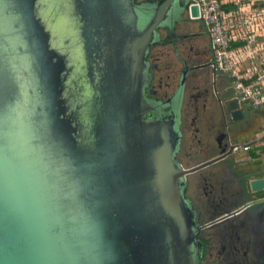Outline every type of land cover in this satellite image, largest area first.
<instances>
[{
	"label": "water",
	"instance_id": "95a60500",
	"mask_svg": "<svg viewBox=\"0 0 264 264\" xmlns=\"http://www.w3.org/2000/svg\"><path fill=\"white\" fill-rule=\"evenodd\" d=\"M186 5L0 0V264H200L199 231L249 206L200 226L186 177L239 145L184 168L174 111L141 114L146 53Z\"/></svg>",
	"mask_w": 264,
	"mask_h": 264
},
{
	"label": "flooded vegetation",
	"instance_id": "af4514ba",
	"mask_svg": "<svg viewBox=\"0 0 264 264\" xmlns=\"http://www.w3.org/2000/svg\"><path fill=\"white\" fill-rule=\"evenodd\" d=\"M164 1L134 0V4L150 12ZM183 17L192 20L188 16L179 17L176 14L173 19L182 20ZM156 32L159 42L152 44L145 56L148 75L142 93L144 101L143 104H139L141 114L144 120H148L153 119L148 113H154L155 119L156 112L170 114L174 111L178 133L181 135L175 157L184 168L217 156L220 151L224 149L227 151L230 145H239L237 151L226 156L224 160L188 175L184 197L190 202L196 222L200 226L249 203V206L239 213L228 216L222 223L214 224L216 226H213V229L227 230V239L231 242L233 232L240 228L244 233L241 239L244 247V264H264V208L248 210L252 202L259 204L264 201L263 192L251 193L248 187L251 177H257L260 174L258 169L260 172L263 168H259L260 165L263 166L261 159L263 154L254 161L244 159L243 153H246L244 145L249 142L245 141V137L250 135L241 133L248 128H244L241 123L246 121L245 116L243 115L244 119L232 122L230 114H227L223 106L216 107L212 104L214 96L211 90L214 82L213 80L209 82L205 74L209 69L213 73L216 72L212 67L209 39L208 45H205L207 32L204 29L207 37L202 35L196 37L188 28L183 31L177 25L174 30L168 31L160 27ZM192 42L199 43L201 47L203 44L201 55L207 64L201 69L195 65L188 53L183 54L187 50L186 44L190 46ZM202 72L206 77L204 80ZM215 100L220 101L217 97ZM164 117L171 120V116ZM233 127L240 129L232 130ZM185 133H189V137L191 135V143L184 141ZM239 154L242 158L238 160ZM249 162H253L252 167ZM252 194L254 199L251 198ZM210 231L209 226L199 231L198 236L202 242L200 264H209L207 259L211 241ZM227 264H233V261Z\"/></svg>",
	"mask_w": 264,
	"mask_h": 264
},
{
	"label": "crops",
	"instance_id": "0c3cea01",
	"mask_svg": "<svg viewBox=\"0 0 264 264\" xmlns=\"http://www.w3.org/2000/svg\"><path fill=\"white\" fill-rule=\"evenodd\" d=\"M263 1V0H259ZM264 8V7H263ZM262 7H250L249 5H245L243 7V18L246 20V27L251 33L249 35L254 36L256 39V55L255 59L251 58L250 52L246 47L245 41L241 40V38H235L231 36L230 39V49L233 51L236 62H237V69L241 74L244 82H249L256 76V71L259 68L258 66L264 67V11ZM184 16V15H183ZM230 14V16L226 17L227 29L230 35H234L236 31H238L236 21H234ZM172 24H169L168 27L172 30L175 29L176 25L179 26V29L186 31L188 28L194 35L197 36H206L203 26L200 21H192L187 20L183 17L182 20L179 18H174ZM234 21V22H233ZM234 38V39H233ZM205 41V40H204ZM206 42V41H205ZM208 45V37H207V44ZM203 47V44H202ZM202 47L199 43L192 42L190 46L186 44L185 48L187 49L183 54L188 53L190 58H193L195 65H197L200 69L204 67L207 63L205 62L204 56L201 55ZM182 54V55H183ZM211 57V56H210ZM209 69V72L205 75L207 76L209 82L213 80L214 84L212 86V95L214 99L212 100L215 106L219 105L220 107L223 106L226 109L227 103H229L233 99V91L231 89L230 81L228 80L227 76L224 74L213 73ZM203 80L206 78L204 77V73H201ZM200 80V79H199ZM202 83V80H201ZM199 81V84H201ZM217 97L216 101L215 98ZM216 106V107H217ZM227 112V110H226ZM245 119L249 117V114H252L253 117H257L259 115L260 118L264 119V116L261 112L258 111H250L248 108L245 107L243 110ZM228 114V112H227ZM228 116V115H227ZM244 119V118H243ZM264 132V129L261 130L259 133H249L250 135L245 137V141L253 140L259 137ZM245 153H243V158L245 159ZM242 155L238 156L241 159ZM263 159V166L260 165L259 168L264 167V154L262 155ZM251 164V162H249ZM252 167V166H250ZM210 250L208 251V263L209 264H227L229 261H233V264H244L243 262V252L244 247L242 245L241 239L243 238V231L238 228L236 231L233 232L232 241L229 242L227 239V230L223 231L220 228L213 229L210 227ZM238 237V239H237ZM225 260V261H224ZM235 262V263H234Z\"/></svg>",
	"mask_w": 264,
	"mask_h": 264
},
{
	"label": "built area",
	"instance_id": "2783aa9c",
	"mask_svg": "<svg viewBox=\"0 0 264 264\" xmlns=\"http://www.w3.org/2000/svg\"><path fill=\"white\" fill-rule=\"evenodd\" d=\"M221 1L231 5L230 11H222ZM259 0H186L188 18L200 21L207 32L209 47L212 56V67L216 73L224 74L230 81L233 91V99L242 109L248 108L250 111H261L264 109V67L258 66L256 76L246 84L243 81L233 51L230 49L231 36L241 38L245 41L251 58L255 59L257 52L256 39L249 35L246 20L243 18V7H252ZM197 8V16L192 17L190 9ZM264 7V5H263ZM262 7V8H263ZM264 11V8H263ZM231 16L236 21L238 31L230 35L227 29L226 17ZM231 18V19H233ZM233 21V22H234ZM234 39V38H233ZM264 141L260 145H264ZM236 149V148H235ZM248 148H245L247 150ZM261 176L264 177V167L261 168Z\"/></svg>",
	"mask_w": 264,
	"mask_h": 264
},
{
	"label": "rangeland",
	"instance_id": "374dc122",
	"mask_svg": "<svg viewBox=\"0 0 264 264\" xmlns=\"http://www.w3.org/2000/svg\"><path fill=\"white\" fill-rule=\"evenodd\" d=\"M241 123L243 124L244 128L248 127L245 131H243L241 133H259V132H261L262 129H264V119L260 118L259 115H257V117H255V116L253 117L252 114H249V117L246 119V121H243ZM238 129H240V127H237V128L233 127L232 128V130H238ZM190 137H191V135H190ZM190 137H189V133H185L184 141L191 143L192 141H191ZM240 155L241 154L237 155V157ZM252 163L250 164V166H252ZM258 173H259V169H258ZM251 198L254 199L253 194H252ZM250 205L251 206L248 208L249 211H252L255 208H264V201L260 202L259 204L252 202Z\"/></svg>",
	"mask_w": 264,
	"mask_h": 264
},
{
	"label": "trees",
	"instance_id": "16d2710c",
	"mask_svg": "<svg viewBox=\"0 0 264 264\" xmlns=\"http://www.w3.org/2000/svg\"><path fill=\"white\" fill-rule=\"evenodd\" d=\"M264 5V0L263 1H258L256 2L253 6L256 7V8H260V7H263ZM221 8H222V11H230L231 10V5L226 3V2H223L221 1ZM246 84H248V82H245ZM262 113V115L264 116V109L259 111ZM262 154H264V145H256V146H253V147H250L246 150V153H245V159L248 160V161H251V160H255L256 158H258L259 156H261ZM262 159V157H261ZM204 251V250H203Z\"/></svg>",
	"mask_w": 264,
	"mask_h": 264
}]
</instances>
